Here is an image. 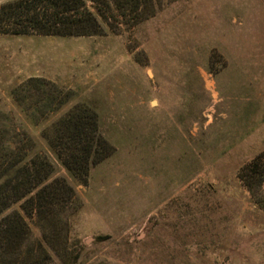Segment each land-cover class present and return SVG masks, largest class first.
Masks as SVG:
<instances>
[{"label": "rangeland", "instance_id": "obj_1", "mask_svg": "<svg viewBox=\"0 0 264 264\" xmlns=\"http://www.w3.org/2000/svg\"><path fill=\"white\" fill-rule=\"evenodd\" d=\"M148 9L102 35H0V113L46 150L12 88L41 77L96 112L113 152L69 179L76 264H264V210L238 177L264 152V0Z\"/></svg>", "mask_w": 264, "mask_h": 264}, {"label": "trees", "instance_id": "obj_2", "mask_svg": "<svg viewBox=\"0 0 264 264\" xmlns=\"http://www.w3.org/2000/svg\"><path fill=\"white\" fill-rule=\"evenodd\" d=\"M160 1L12 0L0 4V35H102L103 23L113 26L112 19L133 26ZM10 97L32 126H42L46 150L26 129L16 128L11 116L0 113V264H76L81 249L69 246V218L81 202L69 179L85 185L90 169L113 147L100 133L91 107H67L74 99L71 90L34 76L12 88ZM49 152L65 175L57 173ZM263 158L264 152L244 164L238 177L264 210Z\"/></svg>", "mask_w": 264, "mask_h": 264}]
</instances>
